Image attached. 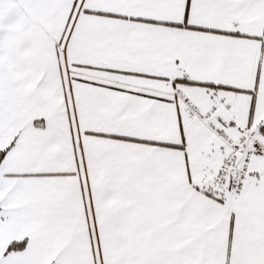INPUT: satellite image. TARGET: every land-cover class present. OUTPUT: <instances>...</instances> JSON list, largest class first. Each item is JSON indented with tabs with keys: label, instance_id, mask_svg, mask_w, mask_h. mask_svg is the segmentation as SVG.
Listing matches in <instances>:
<instances>
[{
	"label": "snow or ice",
	"instance_id": "obj_1",
	"mask_svg": "<svg viewBox=\"0 0 264 264\" xmlns=\"http://www.w3.org/2000/svg\"><path fill=\"white\" fill-rule=\"evenodd\" d=\"M0 264H264V0H0Z\"/></svg>",
	"mask_w": 264,
	"mask_h": 264
}]
</instances>
